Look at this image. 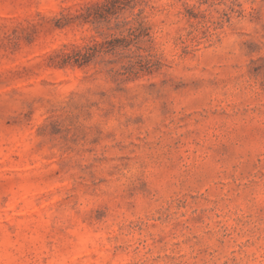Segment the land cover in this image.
I'll return each instance as SVG.
<instances>
[{"label": "rangeland", "instance_id": "374dc122", "mask_svg": "<svg viewBox=\"0 0 264 264\" xmlns=\"http://www.w3.org/2000/svg\"><path fill=\"white\" fill-rule=\"evenodd\" d=\"M101 1L0 0V264H264V0Z\"/></svg>", "mask_w": 264, "mask_h": 264}, {"label": "trees", "instance_id": "16d2710c", "mask_svg": "<svg viewBox=\"0 0 264 264\" xmlns=\"http://www.w3.org/2000/svg\"><path fill=\"white\" fill-rule=\"evenodd\" d=\"M147 0H102L95 4L86 7V13L83 14V18L94 23L97 22H111L112 19H116L117 28H124L126 35L122 38H115L117 43H121L124 47H128L131 44L139 45L143 41V37L148 35L147 27H145L142 18L144 15V7ZM135 9L138 11L135 12ZM126 11H131L134 15L133 21L124 19L120 21L119 18ZM105 43L95 42L91 45H87L84 50H78L72 55H67L63 59V63L73 59L74 63L83 65L90 62L96 53L100 52ZM115 46L119 44H114ZM140 47V46H138ZM131 66L136 64H149L151 58L149 55L142 53L134 54L130 56Z\"/></svg>", "mask_w": 264, "mask_h": 264}]
</instances>
